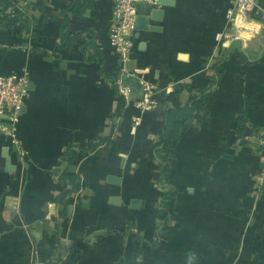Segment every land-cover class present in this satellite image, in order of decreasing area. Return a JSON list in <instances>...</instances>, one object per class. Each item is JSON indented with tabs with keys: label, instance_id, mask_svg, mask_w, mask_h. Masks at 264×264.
<instances>
[{
	"label": "crops",
	"instance_id": "obj_1",
	"mask_svg": "<svg viewBox=\"0 0 264 264\" xmlns=\"http://www.w3.org/2000/svg\"><path fill=\"white\" fill-rule=\"evenodd\" d=\"M10 1L28 26L0 25V74L29 94L21 147L0 134V264H264V22L218 40L235 0L141 2L142 113L117 90L114 0ZM176 100L193 114L159 146Z\"/></svg>",
	"mask_w": 264,
	"mask_h": 264
},
{
	"label": "built area",
	"instance_id": "obj_2",
	"mask_svg": "<svg viewBox=\"0 0 264 264\" xmlns=\"http://www.w3.org/2000/svg\"><path fill=\"white\" fill-rule=\"evenodd\" d=\"M151 1L153 0H114L110 30V41L120 59V73L116 80L117 90L128 100L131 99L133 91H140L143 98L137 103L143 109L152 102L155 86L143 72L130 65V60L134 48L133 35L140 3ZM18 5L16 7H20ZM226 16L230 29L228 32L218 33L216 36L218 40L223 36H236L239 31L249 29L248 26L255 20L264 22V4L260 0H235ZM28 94L29 87L25 76L0 74V134L11 138L17 148L21 147L18 137V121ZM136 123H134L133 130L136 128ZM251 140L255 141L257 146H262L264 150L263 135L256 133Z\"/></svg>",
	"mask_w": 264,
	"mask_h": 264
},
{
	"label": "trees",
	"instance_id": "obj_3",
	"mask_svg": "<svg viewBox=\"0 0 264 264\" xmlns=\"http://www.w3.org/2000/svg\"><path fill=\"white\" fill-rule=\"evenodd\" d=\"M2 8L0 9V25L12 27L17 23H22L23 27H27V18H24V13L16 4L10 0H0ZM84 8V1L77 0L71 6L65 8L66 12L69 10L73 13H79L78 9ZM202 101V97H192L191 105L193 109H197L199 103ZM125 99L122 97L121 106H124ZM188 111L187 109L181 106V103L176 100L174 101V106L171 107L165 117V122L163 126L161 140L159 141V146L167 147L170 143V140L178 133L180 128L184 125L187 118L193 114L192 110ZM67 155V153H66ZM71 160V159H70ZM67 178H72L73 176H66ZM175 192V186L173 185L171 190L166 192L163 196V202L161 203L159 209V216L166 221L173 211L172 202H170L172 196Z\"/></svg>",
	"mask_w": 264,
	"mask_h": 264
},
{
	"label": "water",
	"instance_id": "obj_4",
	"mask_svg": "<svg viewBox=\"0 0 264 264\" xmlns=\"http://www.w3.org/2000/svg\"><path fill=\"white\" fill-rule=\"evenodd\" d=\"M160 2H162V3H166L165 0H160ZM142 19L145 20V23L147 22V21H146V18H144V17L141 16V15H138V17H137V19H136V22H135V27H137V23L140 22V20H142ZM132 93L135 94L136 92L133 91ZM133 94H132V95H133Z\"/></svg>",
	"mask_w": 264,
	"mask_h": 264
},
{
	"label": "rangeland",
	"instance_id": "obj_5",
	"mask_svg": "<svg viewBox=\"0 0 264 264\" xmlns=\"http://www.w3.org/2000/svg\"><path fill=\"white\" fill-rule=\"evenodd\" d=\"M141 109V112L143 113V108H140Z\"/></svg>",
	"mask_w": 264,
	"mask_h": 264
}]
</instances>
